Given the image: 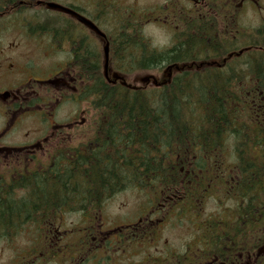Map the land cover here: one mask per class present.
<instances>
[{
    "label": "flooded vegetation",
    "instance_id": "af4514ba",
    "mask_svg": "<svg viewBox=\"0 0 264 264\" xmlns=\"http://www.w3.org/2000/svg\"><path fill=\"white\" fill-rule=\"evenodd\" d=\"M51 2L19 0L6 8V16H14L22 23L17 31L36 44L31 46L33 51H41L47 57L59 56L60 60L50 70L39 69L41 63L23 55L17 62L0 47V203L10 199L24 201L26 182L31 187L35 186L34 181L56 182L65 177L73 182L90 177L89 162L95 160L93 150L108 149L106 128H102L103 111L99 115L88 111L90 70L100 71L105 80L104 71L110 70L112 77L106 81L114 83V74L134 68L136 63H122L121 38L134 37L143 23L167 31L169 42L164 50L170 51L189 40L185 12L200 19L210 15L211 10L239 19L248 14L258 22L253 24L249 19L246 26L253 29L242 39L246 45L239 53H264V0H163L166 7L150 11L146 17H139L134 3L127 5L122 0H61L57 3L61 8L50 7ZM51 11L56 16L45 19ZM214 15L216 19L218 15ZM57 17L65 25H57ZM39 19L50 23L51 28L39 29ZM233 26H224V33L231 35L229 43L237 36ZM1 38L2 34L0 44ZM165 80L168 78L162 82ZM69 103L76 105L74 111L58 113ZM142 176L136 172L122 175L123 180L132 184L120 183L110 190L94 191V195L87 191L81 199L63 193L62 200L50 207L51 212L57 213L54 220L28 224L35 225L37 231H48L41 239L37 237V245L30 252L38 258V264H264L263 242L249 237L256 229L250 223L217 222V237H203L204 230L212 225L205 226L200 221V208L205 200L216 199L212 195L217 191L216 185L208 186L204 199H193L184 191H152L148 186L143 189L134 183ZM128 191L131 196L144 197L145 204L140 209L133 208L137 215L123 216L121 222L117 218L104 223L103 211ZM195 207L197 210L189 214L195 215L199 223L182 222L185 211ZM60 214H79L83 223L68 230L61 222L64 215L55 221ZM3 226L18 232L12 236L3 234L0 244L14 243L23 234L25 216ZM236 226H242V232L232 239ZM171 230L191 231L187 243L181 238L179 242L171 240ZM20 259L25 260L26 255L21 254Z\"/></svg>",
    "mask_w": 264,
    "mask_h": 264
},
{
    "label": "trees",
    "instance_id": "16d2710c",
    "mask_svg": "<svg viewBox=\"0 0 264 264\" xmlns=\"http://www.w3.org/2000/svg\"><path fill=\"white\" fill-rule=\"evenodd\" d=\"M18 1L0 0V34L9 17L6 8ZM212 13L195 19L187 27L189 40L170 51L154 49L141 26L134 37H122L123 65L136 64L121 74L125 77L141 70L162 74L166 66L213 58L225 60V65L174 69L168 80L144 86L121 81L110 84L100 71L90 70V109L104 113L102 128H106L108 149L93 150L95 160L89 162L86 181L70 182L64 177L56 182L34 181L31 187L26 182L24 201L1 202L0 237L18 232L16 228L5 230L3 225L23 216L26 224L51 218L55 213L50 207L62 200L63 193L81 199L87 191L94 195V191L110 190L120 183L129 186L132 182L121 176L136 172L143 176L134 183L143 189L184 191L193 199H204L208 186L216 185L212 195L230 206L216 217L199 215L205 226L212 225L203 237H217V222H247L256 228L249 237L260 238L264 245V53L240 54L249 29L235 17L232 30L237 36L229 43L231 35L219 30ZM224 17L219 14V21ZM37 23L39 29L51 28L43 19ZM228 145L235 157L230 171L225 158ZM194 210L197 207L185 213ZM232 232L235 235L230 238L237 239L242 226Z\"/></svg>",
    "mask_w": 264,
    "mask_h": 264
},
{
    "label": "rangeland",
    "instance_id": "374dc122",
    "mask_svg": "<svg viewBox=\"0 0 264 264\" xmlns=\"http://www.w3.org/2000/svg\"><path fill=\"white\" fill-rule=\"evenodd\" d=\"M122 2H126L127 5H134L137 7V10L140 11L142 14L149 15L150 11H157L159 8L166 7L163 0H122ZM163 2V3H162ZM134 3V4H133ZM188 15H191L188 17ZM242 15V14H241ZM246 15H243L239 21L241 24L247 25L250 20L253 21V24H256L258 21H256L254 18H249ZM56 16L55 13L52 11L46 15L47 20H51ZM200 16L192 14V13H186L185 12V23L186 26L193 25L195 19H200ZM250 19V20H249ZM199 21V20H198ZM12 22L11 20L7 22V29L2 35L1 38V49L9 53L10 56L13 57L15 61H17V58L23 55L25 59H32L33 62L41 63L42 67L39 66V69H46L50 70L52 69V65H56L58 63L57 61L60 60L59 56L54 57H47L44 53L41 51H33L31 46H36L34 41H30L27 38L23 36V34H20L17 29L20 24V21H17V24L13 27L11 26ZM225 23H218L217 26L219 30H224ZM144 37L147 39L149 38L152 41V45L155 48L161 49L163 47H166V44L169 42V35L167 31L164 28H160L156 26H146L144 27ZM18 62V61H17ZM168 71V70H167ZM167 71H163L162 74H159L158 72L154 71H146L141 70L136 73H132L130 75H127L129 77V84L133 86H144L146 84H154L155 81L149 82L148 80L151 79L153 76L162 77L163 75H167ZM126 75V74H125ZM170 75V74H169ZM161 81V80H159ZM152 87L153 85H149ZM76 108V105L69 103L65 106V109L59 111L58 113H61L63 115L67 114L70 110L71 112L74 111ZM89 110L91 111L90 107ZM72 116V115H71ZM91 116H93V113H91ZM32 123V122H31ZM231 146H227L226 155L225 158L228 157L227 162H229L233 165L235 157L234 154L231 151ZM231 169V168H230ZM228 169V171H230ZM129 191L114 199L112 203L103 211L102 213V221L104 223L115 221L117 218H123V216H135L137 215L138 211H135L133 209L134 207L140 209L144 204V197L141 195L140 197H134L130 195ZM210 197V196H207ZM223 199L224 197L221 196ZM204 210L202 211L204 218H210L219 215L222 211H228L227 204L225 202H220L217 198L211 199V200H205V203L202 204ZM56 216V215H55ZM127 217V218H131ZM58 221L60 219H57ZM56 220V221H57ZM48 219L40 218L38 221L31 222V223H43L47 222ZM122 219L120 220V222ZM125 221V220H124ZM182 222H190L192 224H198V218L195 217V215L191 214H185L181 217ZM49 222V221H48ZM61 222H64V225L68 226V230H71L74 226L78 225L80 226L83 223V218L79 214H64ZM35 225H27L26 231L19 237L18 241L12 243H2L0 244V264H38V258H36L33 254L30 253L32 249L37 245L34 243L36 241L37 237L40 239L45 235L48 234V231H37L34 229ZM66 231V229L64 230ZM191 231L186 232L185 230L181 232L177 230H171L169 232V237L171 240H175V242H179V240H187L189 239ZM181 238V239H179ZM179 239V240H178ZM43 252V251H42ZM42 252H39L42 253ZM21 254L26 255L27 258L25 260H21ZM38 254V253H37ZM36 254V255H37ZM21 262V263H20Z\"/></svg>",
    "mask_w": 264,
    "mask_h": 264
},
{
    "label": "water",
    "instance_id": "95a60500",
    "mask_svg": "<svg viewBox=\"0 0 264 264\" xmlns=\"http://www.w3.org/2000/svg\"><path fill=\"white\" fill-rule=\"evenodd\" d=\"M53 6V5H52Z\"/></svg>",
    "mask_w": 264,
    "mask_h": 264
}]
</instances>
